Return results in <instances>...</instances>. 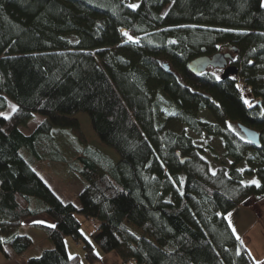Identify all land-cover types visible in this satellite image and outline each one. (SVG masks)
Returning a JSON list of instances; mask_svg holds the SVG:
<instances>
[{
  "label": "trees",
  "instance_id": "1",
  "mask_svg": "<svg viewBox=\"0 0 264 264\" xmlns=\"http://www.w3.org/2000/svg\"><path fill=\"white\" fill-rule=\"evenodd\" d=\"M261 1L0 0V114L7 101L16 109L0 115V250L30 248L17 228L44 213L54 220L44 227L50 246L26 264H83L67 237L89 264L100 258L95 244L123 264H256L225 216L264 197ZM218 51L232 52L235 75L189 71L192 59ZM203 110L212 121L199 118ZM78 114L117 161L90 145L69 150ZM34 115L44 119L23 132ZM229 123L255 130L259 145ZM180 126L220 138L231 164L212 171ZM37 163H63L62 177L84 183L79 207L55 194ZM75 213L93 220V243Z\"/></svg>",
  "mask_w": 264,
  "mask_h": 264
},
{
  "label": "rangeland",
  "instance_id": "2",
  "mask_svg": "<svg viewBox=\"0 0 264 264\" xmlns=\"http://www.w3.org/2000/svg\"><path fill=\"white\" fill-rule=\"evenodd\" d=\"M262 4H264V0L261 1ZM126 33V32H125ZM129 34L125 35L124 38L129 41H135V37H131ZM74 41V39H71ZM212 68V67H211ZM213 69V68H212ZM221 72V69L219 70ZM219 74V72H217ZM13 107H15L14 103L12 101H7V106L4 109V111L1 112L3 114L2 116L8 117L11 115L13 112ZM79 116H76L74 119L75 121L78 122V128L77 130H72V135H71V143L68 145L69 150L73 153H79V146L81 144L85 145H90L94 146L96 148L103 149V145L100 143L98 140L95 132L91 128L90 122L88 120V117L85 114H78ZM199 118L204 120V121H212V116L208 113V111L203 110L199 114ZM44 119L43 116L40 115H34L33 118L27 123V126H22L21 130L23 132H29V130H33L42 120ZM229 126L231 129H233L235 132L240 133L238 127L234 123H229ZM175 130H182L186 135L192 138L193 142L195 145H197L202 153L203 157L209 162L210 168L212 171H215L219 167H228L231 164L232 159L228 156L225 155L224 152V147L222 145V142L220 138L214 136V135H209L206 132H203L201 135H197L194 133L192 130L188 129L185 126H180L178 128H174ZM67 130H64V133H69L66 132ZM106 147V146H105ZM108 148V147H107ZM69 155V154H68ZM66 155V156H68ZM61 166H64L63 163L59 164ZM58 166V172H61L60 170H63L64 168ZM244 163H239L237 165L238 169L242 173L244 170ZM42 168V174H47V178L50 177L48 180L51 181V183L47 182V184L50 186V188L55 192L60 199L63 201H68L72 202L76 206H80L79 201H78V196L80 191L83 188V184H80L79 181H77V178H74L73 180L71 179L72 176H56L53 174L51 169L47 167L46 165L43 164L41 166ZM66 180L69 182L67 183ZM72 180V181H71ZM73 181H75L73 183ZM244 181L249 183L251 181H256V178L254 177H247L244 176ZM77 183V184H76ZM239 211V210H237ZM236 213V212H235ZM42 214V213H40ZM38 215V214H37ZM47 215V214H46ZM76 218L78 219L81 227V232L83 233L84 237L89 240L90 242L93 243L92 236L96 232V227L93 225L91 221H89L87 218H85L83 215L80 213H75ZM250 215H245L246 219H249ZM29 217V218H34ZM50 217V216H49ZM29 218L25 220L22 224L21 227L17 228V233L19 234H28L29 237L32 239L33 247L30 248V253L36 252V254H39L42 246L43 248H47L50 243L47 240L48 246L46 242L42 239L44 237V229H36V228H31L28 226L26 223L27 221L30 222ZM45 224V223H44ZM128 230L136 235L139 236L142 234V232L135 227L131 226L130 224H126ZM68 243V250L70 251L71 254H78L79 256H82V263L83 264H89L86 262L83 258V249H82V244H78L76 241H74L71 237H67L66 239ZM94 250L95 252L99 255V260L93 264H123L120 257L115 251H110V252H102L100 248L95 244L94 245ZM262 264V263H261Z\"/></svg>",
  "mask_w": 264,
  "mask_h": 264
},
{
  "label": "crops",
  "instance_id": "3",
  "mask_svg": "<svg viewBox=\"0 0 264 264\" xmlns=\"http://www.w3.org/2000/svg\"><path fill=\"white\" fill-rule=\"evenodd\" d=\"M91 147L105 153L114 161L118 160L117 155L110 148H107L104 145H103L104 147L103 149L96 148L94 146ZM41 166H42L41 164L37 163L35 165V170L37 171L38 175L44 180V182L51 183V181L48 180L50 177L47 178V174L44 175L42 174V168H40ZM58 166L61 165H56V166L49 165L48 167L51 169L54 175L56 174V176H62L63 171L65 170V165L61 166L64 168L63 170H60L61 172L57 171ZM58 173L60 175H58ZM71 179L73 180V177ZM66 182L68 183L69 181L66 180ZM74 182L75 181H73V183ZM245 215H250L249 216L250 218L246 219ZM35 216L36 217L34 218H29L30 222L27 221L26 224L30 226V229L43 228L45 236L42 237V239L44 240V242L47 243L48 237L44 227L54 225V220L44 213ZM225 217L228 223L231 225L233 233L236 235V237H238L241 240L243 245L248 250L253 261L256 264H261V263L263 264L264 263V197L260 199H255V198L248 199L245 203L229 211ZM46 246H48V243ZM32 247L33 244L30 248ZM30 248H28L21 254H15L8 247H4L3 252L0 250V264H26V260L29 257L38 255L36 254V252L30 253L29 251ZM41 249H43V246ZM6 253L8 254V256H6Z\"/></svg>",
  "mask_w": 264,
  "mask_h": 264
},
{
  "label": "water",
  "instance_id": "4",
  "mask_svg": "<svg viewBox=\"0 0 264 264\" xmlns=\"http://www.w3.org/2000/svg\"><path fill=\"white\" fill-rule=\"evenodd\" d=\"M234 60L235 57L232 52L218 51L212 55H203L192 59L188 64V69L192 74L198 76L208 68H218L222 69L221 77L224 78L237 73L236 66L231 64ZM238 129L250 143L256 146L259 145V136L255 130L243 125H238ZM181 161L183 162L184 158Z\"/></svg>",
  "mask_w": 264,
  "mask_h": 264
},
{
  "label": "built area",
  "instance_id": "5",
  "mask_svg": "<svg viewBox=\"0 0 264 264\" xmlns=\"http://www.w3.org/2000/svg\"><path fill=\"white\" fill-rule=\"evenodd\" d=\"M121 32L123 36H125V32L128 34L126 29L124 28L121 29ZM235 86L236 89L238 90L239 95L243 98L244 103L245 101H248V103H245V105H250V103L255 100V98L252 95H249L250 87L245 85V82L241 77L238 76L236 77ZM91 222L93 223V220H91Z\"/></svg>",
  "mask_w": 264,
  "mask_h": 264
},
{
  "label": "snow or ice",
  "instance_id": "6",
  "mask_svg": "<svg viewBox=\"0 0 264 264\" xmlns=\"http://www.w3.org/2000/svg\"><path fill=\"white\" fill-rule=\"evenodd\" d=\"M262 6H264V4H262ZM129 7L135 8L136 5H129ZM125 35H127V33H125ZM129 39H131V37H129ZM245 103H248V101H245ZM13 111H16L15 107H13ZM0 115H3V114H0ZM5 118L7 119L8 117L6 116ZM251 183H257V182L256 181H251ZM51 227H55V226L54 225H51Z\"/></svg>",
  "mask_w": 264,
  "mask_h": 264
}]
</instances>
